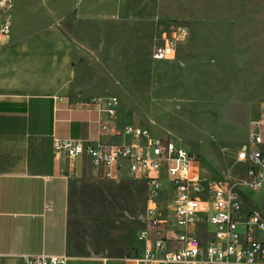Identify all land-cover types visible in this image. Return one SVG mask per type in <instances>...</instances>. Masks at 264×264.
<instances>
[{
	"label": "rangeland",
	"instance_id": "obj_1",
	"mask_svg": "<svg viewBox=\"0 0 264 264\" xmlns=\"http://www.w3.org/2000/svg\"><path fill=\"white\" fill-rule=\"evenodd\" d=\"M13 7L11 36L52 89L116 96L115 117L197 154L205 176L245 179L237 152L264 112V0H15ZM180 28L187 35L173 55L155 59L154 47ZM14 43L0 42V51ZM107 176L79 192L100 187L111 201L107 222L128 211L140 227L149 208L145 181ZM161 178L155 204L169 219L175 192L167 194L164 171ZM238 196L264 218V187L241 184Z\"/></svg>",
	"mask_w": 264,
	"mask_h": 264
},
{
	"label": "crops",
	"instance_id": "obj_2",
	"mask_svg": "<svg viewBox=\"0 0 264 264\" xmlns=\"http://www.w3.org/2000/svg\"><path fill=\"white\" fill-rule=\"evenodd\" d=\"M13 10L11 32L2 43L10 37L15 43L0 51V264H25L24 256L31 254H64L67 264H138L136 257L145 249L139 237L145 221L136 227L126 211L125 217L107 222L112 206L100 187L79 192L89 180L109 179L107 172L85 154L69 159L54 151L55 138L129 142L114 133L126 123L110 117L94 101L96 95L48 86L18 35L11 36L17 16ZM101 123L108 129L103 131ZM127 175L133 174L125 170L116 179ZM133 176L146 183L144 175ZM171 206L170 218L161 219L169 232H177L174 202ZM201 220L190 232L208 239L212 232Z\"/></svg>",
	"mask_w": 264,
	"mask_h": 264
},
{
	"label": "built area",
	"instance_id": "obj_3",
	"mask_svg": "<svg viewBox=\"0 0 264 264\" xmlns=\"http://www.w3.org/2000/svg\"><path fill=\"white\" fill-rule=\"evenodd\" d=\"M15 0H0V42L9 37ZM186 29L168 38L153 49L155 59L173 55L176 42L185 38ZM104 105L110 117H115L119 105L116 96L94 98ZM103 131L108 129L101 123ZM116 135L129 137V142L98 143L72 139L54 140V151L69 159L87 155L100 169L114 178L127 170L133 175H144L149 208L145 226L139 237L145 242L144 254L136 257L138 264H264V219L252 210L245 211L238 196L241 184L253 189L264 186V112L252 123L249 143L240 147L237 160L245 164V179L211 178L204 175L199 156L171 137L154 136L148 129L126 124L115 130ZM174 190L177 232H169L156 208L163 189L161 173ZM201 221L212 224L215 231L208 239L190 232V227ZM263 238H262V237ZM67 255H25V264H67Z\"/></svg>",
	"mask_w": 264,
	"mask_h": 264
}]
</instances>
